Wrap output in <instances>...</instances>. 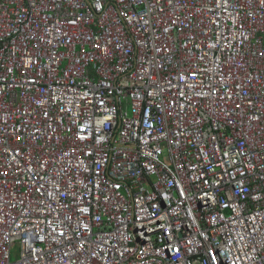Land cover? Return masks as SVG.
Listing matches in <instances>:
<instances>
[{
  "label": "built area",
  "instance_id": "2783aa9c",
  "mask_svg": "<svg viewBox=\"0 0 264 264\" xmlns=\"http://www.w3.org/2000/svg\"><path fill=\"white\" fill-rule=\"evenodd\" d=\"M0 264H264V0H0Z\"/></svg>",
  "mask_w": 264,
  "mask_h": 264
},
{
  "label": "rangeland",
  "instance_id": "374dc122",
  "mask_svg": "<svg viewBox=\"0 0 264 264\" xmlns=\"http://www.w3.org/2000/svg\"><path fill=\"white\" fill-rule=\"evenodd\" d=\"M15 251H16V248L14 249V254H13V258L16 256V253H15Z\"/></svg>",
  "mask_w": 264,
  "mask_h": 264
}]
</instances>
